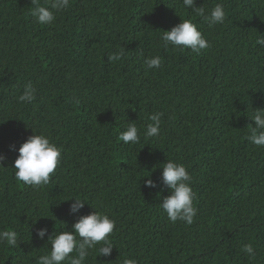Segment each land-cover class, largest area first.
Returning a JSON list of instances; mask_svg holds the SVG:
<instances>
[{
    "label": "trees",
    "instance_id": "obj_1",
    "mask_svg": "<svg viewBox=\"0 0 264 264\" xmlns=\"http://www.w3.org/2000/svg\"><path fill=\"white\" fill-rule=\"evenodd\" d=\"M216 3L226 19L214 26L182 0H69L42 25L33 0H0V232L15 231L18 241L0 243V264H36L50 252L36 228L71 230L95 209L115 220L113 248L97 256L96 245L85 264H264V147L246 139L254 109L264 108V47L256 42L264 0H195L206 14ZM181 19L198 26L207 49L163 46L162 33ZM154 56L161 66L148 68ZM29 84L35 99L22 102ZM157 112L160 134L148 138ZM129 121L137 144L118 139ZM34 130L62 149L39 188L16 179L18 151L10 150ZM168 159L192 177L190 225L171 222L160 206L170 194L160 184ZM150 174L156 188L145 186ZM73 195L95 209L86 202L70 214L64 200Z\"/></svg>",
    "mask_w": 264,
    "mask_h": 264
},
{
    "label": "clouds",
    "instance_id": "obj_2",
    "mask_svg": "<svg viewBox=\"0 0 264 264\" xmlns=\"http://www.w3.org/2000/svg\"><path fill=\"white\" fill-rule=\"evenodd\" d=\"M33 2L35 6L31 11V15L42 25L52 24L56 19L55 12L69 6V0H52L50 4L47 3V0L45 4L39 3V0H33ZM182 2L185 8L192 9L202 16L209 26L222 24L226 19V12L221 3H216L210 12L206 14L203 7H196L195 0H182ZM160 39L164 47L173 46L181 50L190 49L195 53H200L201 50L209 47L207 39L191 19H181V22L174 25L170 30H165ZM256 42L264 47V37L258 38ZM109 59L118 60L120 54L110 55ZM145 63L148 68H159L162 61L160 57L154 56L147 58ZM33 99H35V89L31 84L26 85L19 100L31 102ZM161 116L162 113L158 112L150 115L149 120L151 123L147 124L144 132L146 137L159 136ZM250 118L254 121V126L249 130L246 139L253 145L264 147V108L254 109ZM118 139L125 145L139 143L141 137L137 125L129 121L124 130L120 132ZM10 150L18 151V155L14 160V167H12L15 169L16 179L34 188L47 185L50 177L61 163L62 149L43 132L37 133L34 130L33 134L29 135L18 149L15 145H10ZM6 159L7 156L0 153V165ZM161 168L160 184L163 188H167L170 193L160 203L162 210L173 223L183 221L189 225L192 224L197 208L194 204L196 195L192 188L190 173L184 164L170 159L163 163ZM144 177L147 178L144 183L148 188L152 189L158 186L157 181L151 178V174ZM69 200L71 201L69 205L70 214L79 213L86 202L90 204L88 200L76 195L64 201ZM35 223L36 220L33 221V224ZM62 227H64V224ZM114 228L115 220L107 213L96 209L89 214L80 215L76 222L72 224L71 230H54L49 234L47 226L36 228V235L42 240L47 235V242L50 245V252L40 255L36 259V264H64L65 261L68 264H85L90 251L98 244L101 246L97 249V256H108L113 248L109 236L113 233ZM4 242L15 247L18 242L16 232H0V243ZM243 251L255 255L251 244H245ZM73 253L75 255H71ZM122 264H135V261L124 259Z\"/></svg>",
    "mask_w": 264,
    "mask_h": 264
}]
</instances>
